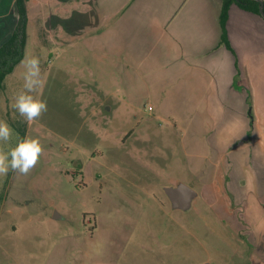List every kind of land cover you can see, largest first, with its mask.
<instances>
[{
	"label": "rangeland",
	"instance_id": "rangeland-1",
	"mask_svg": "<svg viewBox=\"0 0 264 264\" xmlns=\"http://www.w3.org/2000/svg\"><path fill=\"white\" fill-rule=\"evenodd\" d=\"M95 2L103 6L77 0V16L73 1H60L58 34L41 17L28 23L25 57L40 59L46 80L42 117L29 124L11 107L21 63L0 91V120L14 130L0 146L17 145L18 127L44 149L28 175L0 177V264H264V185L240 199L236 171L199 145L183 165L180 137L170 133L190 115L159 112L149 76V90L139 91L125 65L87 42L98 33ZM142 50L151 69L153 52ZM178 183L198 193L189 211L174 210L165 192Z\"/></svg>",
	"mask_w": 264,
	"mask_h": 264
},
{
	"label": "crops",
	"instance_id": "crops-1",
	"mask_svg": "<svg viewBox=\"0 0 264 264\" xmlns=\"http://www.w3.org/2000/svg\"><path fill=\"white\" fill-rule=\"evenodd\" d=\"M60 1L29 0V22L41 17L43 29L58 34ZM71 1L79 16L81 5ZM95 1L103 2L89 10L91 30L98 27V33L87 42L125 65L126 74L141 83L139 91L149 90L144 84L149 76L159 112L190 115L185 127L174 125L170 133L180 137L183 165L192 166V145L215 150L217 166L236 171L243 190L239 198L242 192L243 199L258 193V185H264V19L231 5L226 23L229 50L221 44L224 0ZM18 20L16 0H0V46ZM56 37L53 42L71 45L76 38ZM145 47L155 57L146 70V59L140 57Z\"/></svg>",
	"mask_w": 264,
	"mask_h": 264
},
{
	"label": "clouds",
	"instance_id": "clouds-1",
	"mask_svg": "<svg viewBox=\"0 0 264 264\" xmlns=\"http://www.w3.org/2000/svg\"><path fill=\"white\" fill-rule=\"evenodd\" d=\"M23 68L21 89L14 97L11 107L27 123L37 121L47 111V101L42 98L46 80L42 74L40 59L26 56L22 61ZM14 130L4 120H0V145L11 140ZM44 149L38 138L25 137L15 147L5 151L0 146V177L14 172L26 176L38 164Z\"/></svg>",
	"mask_w": 264,
	"mask_h": 264
},
{
	"label": "trees",
	"instance_id": "trees-1",
	"mask_svg": "<svg viewBox=\"0 0 264 264\" xmlns=\"http://www.w3.org/2000/svg\"><path fill=\"white\" fill-rule=\"evenodd\" d=\"M19 20L11 37L0 46V91H4L5 82L15 68L21 63L25 57V51L28 42V23H29V0H16ZM236 4L242 10L261 16L260 3L255 0H224L223 10L221 14L222 38L221 44L232 50L228 39L226 23L229 16L231 5ZM20 132V140L26 137V129L18 128Z\"/></svg>",
	"mask_w": 264,
	"mask_h": 264
},
{
	"label": "water",
	"instance_id": "water-1",
	"mask_svg": "<svg viewBox=\"0 0 264 264\" xmlns=\"http://www.w3.org/2000/svg\"><path fill=\"white\" fill-rule=\"evenodd\" d=\"M239 1V0H237ZM260 3V14L264 19V0H255ZM165 192L172 204L174 210L189 211L195 199L198 196V193L184 183H178L176 186H171L165 188ZM61 216L59 213L55 212L54 219H60ZM203 264H211L205 262Z\"/></svg>",
	"mask_w": 264,
	"mask_h": 264
}]
</instances>
